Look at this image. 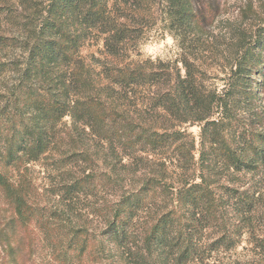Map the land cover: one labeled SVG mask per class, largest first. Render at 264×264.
<instances>
[{
	"label": "trees",
	"instance_id": "trees-1",
	"mask_svg": "<svg viewBox=\"0 0 264 264\" xmlns=\"http://www.w3.org/2000/svg\"><path fill=\"white\" fill-rule=\"evenodd\" d=\"M214 1L0 0L10 264L29 239L51 264H264V29L221 87L142 55L199 38Z\"/></svg>",
	"mask_w": 264,
	"mask_h": 264
},
{
	"label": "rangeland",
	"instance_id": "rangeland-1",
	"mask_svg": "<svg viewBox=\"0 0 264 264\" xmlns=\"http://www.w3.org/2000/svg\"><path fill=\"white\" fill-rule=\"evenodd\" d=\"M214 5L215 17L206 24L205 32L199 38L191 37L181 44L168 33L154 32L142 48L143 57L174 65L187 57L204 72L206 86H224L236 62L241 39H252L264 29V0H215ZM83 55L88 62L94 56L102 58V45L87 46ZM192 132L198 135L199 129L193 128ZM10 209L0 199V264L13 263L6 252V240L2 237L6 231L4 225L11 215ZM31 241H26L21 264H51L40 243L30 249Z\"/></svg>",
	"mask_w": 264,
	"mask_h": 264
}]
</instances>
